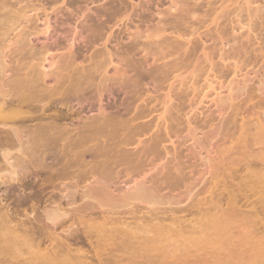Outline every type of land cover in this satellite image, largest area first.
Returning a JSON list of instances; mask_svg holds the SVG:
<instances>
[{
	"label": "bare ground",
	"instance_id": "6f19581e",
	"mask_svg": "<svg viewBox=\"0 0 264 264\" xmlns=\"http://www.w3.org/2000/svg\"><path fill=\"white\" fill-rule=\"evenodd\" d=\"M74 1L0 0V167H4L0 185L10 186L9 204L0 208V212L10 210L0 213V264L16 261L14 255L22 248L28 254L24 264H136L138 259L145 263L152 259V251L163 257L165 248L176 245V238L184 233L221 237L235 223L245 230L264 227V73L251 86L247 78L236 82L245 69L237 64L248 52L255 53V46L264 44V0H259L262 5L242 0L239 13L246 11L245 18L235 15L224 39L226 31L217 23L216 13L225 0L218 6L216 0H170L167 8L156 10L159 20L155 23L164 21L163 28L155 29L158 34L142 40L136 25L132 33L123 26L130 42L124 50L119 47L123 50L118 55L120 67L113 70L106 44L118 40L113 28L129 17L126 12L120 14L115 4L123 5L122 0H111L105 6L98 5L102 0H77L97 4L98 10L88 15ZM251 1L258 3L253 11ZM139 2L132 1L131 6ZM171 8L172 14L177 11L175 16L169 13ZM68 10L84 15V24L74 29L72 39L67 32L72 20L61 14ZM208 18L215 46L202 48L200 60L199 56L191 58L196 50L192 38ZM98 19L107 24L105 39L104 23L99 25ZM243 28V34L237 33ZM83 34L80 42L76 36ZM77 40L87 47L99 41L103 47L92 51L83 65L72 51ZM135 49L143 51V59L152 58V64L147 63L151 67L145 68L159 89L174 80L163 99H155L162 106L159 110L145 95L141 76L132 78L144 64L141 59L135 63L130 59ZM214 56L220 64L213 62ZM109 68L113 73L109 74ZM130 69L135 72L128 74L131 77L126 74ZM107 84L133 95L104 109L100 102ZM92 87L95 94L87 97ZM209 97V106L221 112L213 135L206 131L209 145L219 143L217 159L208 158L209 187L198 189L208 197L194 201L198 196L196 191L191 197L195 186L184 184L198 167L191 161L181 163L177 153L163 163L172 154L164 145L167 140L162 131H169V139V134L178 139L179 130L168 125L169 119L178 120L172 118L173 113H184L187 103L202 107ZM243 106L253 112L238 122ZM188 133L192 139L191 130ZM201 159L206 165L203 155ZM182 194L189 201L185 205ZM214 197L215 203L210 201ZM203 216L208 220L201 224L198 218ZM72 242L87 245L89 251L72 248Z\"/></svg>",
	"mask_w": 264,
	"mask_h": 264
},
{
	"label": "rangeland",
	"instance_id": "374dc122",
	"mask_svg": "<svg viewBox=\"0 0 264 264\" xmlns=\"http://www.w3.org/2000/svg\"><path fill=\"white\" fill-rule=\"evenodd\" d=\"M40 1H43V0H40ZM46 1L50 2L52 0H45V2ZM109 1H111V0H102V1H100V3L98 5H101V6L104 5L105 6L107 4V2H109ZM132 1H133V3L135 5L138 4V0H125V1L122 0L123 5H119V4H117L115 2V4L117 5V8L119 9L120 14L126 12L128 14V16L131 17V18L128 17L127 18L128 22H127V20H124L121 23H119L117 27L113 28V32H115V36L117 37V35H118V37H117L118 38V40H117L118 42L116 40H114V39H111L110 42H108L106 44L107 49H108V51L111 54V60L113 61V63L111 64V69L112 70H113L114 66L120 67V65L118 63V55L124 49H126V46L130 42L128 40V36L123 33V31H124V27L123 26L127 25V27L130 28L129 29L130 33H132L131 31H133V29H135L134 26L136 25L137 29H140V30H137V31L140 33L139 36L140 35L142 36L141 37V38H143L142 40L146 39L144 37H146V35H148V34H149L150 37L154 36V35L159 33L157 31H155V29L156 28H163L161 24L164 22V21H162V23H160L159 25L156 24L158 22V20H159V16L158 17L156 16L157 15L156 14L157 13L156 10H158V8H159V10H162V9L164 10L170 4V0H142V3L139 2V5H137L135 7H132L131 6ZM216 1H218V4H217V6H218L220 4V0H216ZM248 1H250V0H248ZM252 1H251V4H250L251 6L249 7L250 9H251V7H253L251 9V11H253L255 9V7L258 5V3H256V4L253 3L252 4ZM256 1L260 2L259 3L260 5L263 4L262 3L263 1L262 2L259 1V0H256ZM124 2H125V5H124ZM74 3H75V7H79L80 10H82L81 11L82 13H84V11H85L84 8H86L87 9V12H85L86 15L91 14L94 11L98 10L97 9V4H95V5H89V4L85 5L84 2L82 3L81 1H77V0H75ZM149 3H150V5H149ZM242 3H243L242 0H225L223 5H222V8L217 11L216 15L217 16L219 15L217 23L220 25L221 28H224L225 31H226L225 35L223 36V39L229 33L230 26H232L234 24V23H231V22L235 21V19H236L235 15H237V14L240 15V13H239L240 9L239 8H240V5H242ZM126 5H127V9H125ZM141 6H142V8H140ZM121 9H122V11H121ZM146 9H147V11H146ZM149 9H150V12H149ZM173 9L171 8L170 11H169L171 16H175L176 12H177L176 11L175 14H172V13H174ZM134 10H135V12H134ZM142 10H144L145 12L143 11L144 12L143 13ZM222 11H224V12H222ZM74 12H75L76 15H74ZM244 12H246V11H244ZM244 12L242 13V15H240L241 17L245 14ZM169 13L166 12V14H169ZM61 14H63V15L66 14L72 20V22L69 24V26H71V25L72 26L71 27H67L68 37L70 39H72L74 37L72 35L74 33V29L76 28L77 30L76 29L75 30L78 31L80 29V26L84 24V15L82 17L78 16V14L76 13L75 10H72V13H71L70 10L63 11ZM243 17L245 18V15ZM145 18L147 20L148 19L149 20L145 21ZM51 19H52L51 20V26H54V20H53L54 17L52 16ZM219 19H220V21H219ZM193 20L195 21V19H193ZM206 20L208 21L209 18L206 19ZM103 21H105V19H98L97 23L99 25H102L104 23L102 26L105 27V31H104V33L102 35V38L105 39L106 35H107V32H108V29H107V24L105 22H103ZM131 21H132V23H131ZM100 22H102V24ZM146 22H147V24H146ZM138 26H139V28H138ZM199 26H201V24ZM122 27H123V29H122ZM69 28L72 29V31L69 30ZM131 28H132V30H131ZM208 30H210V32L213 31V25L210 24V21H208L204 25H202V28H200L199 32H197V34L194 35V37L192 38V41H193L192 42V44H193L192 46L196 45L195 46L196 50L194 51V54L195 53H197V54H195V55L193 54L192 55L193 57L191 56V58L197 59L198 56H199V60H200L202 58V52H201L202 48L210 49L212 46H215V43H214V41H215L214 32L213 33L211 32L210 34H207V36H206V32ZM134 31H136V30H134ZM168 31L170 32V30H167L166 34L169 33ZM243 31L245 32V28L238 30L237 33L243 34L244 33ZM201 32H203V33H201ZM181 33H183L184 35L187 34L183 30L181 31ZM198 33H199L200 38L198 36ZM132 36H133V34H132ZM236 36H237V34L235 35V37ZM81 37H83V39H84V34L82 36H78V37L76 36L77 39H80V42H81V40H83ZM69 38H68V40H70ZM197 39H198V41H197ZM41 41H43V38L41 39ZM77 42H79V40L75 41V43L73 44L72 51H73V54L77 58V62L78 63L82 62L81 64H83V65H84V63L86 64V61H87V59H88V57H89V55L91 54L92 51H94V50L101 51L102 47H103L100 44L101 42H99V41L95 42L94 40L91 43V44H93V42H94L93 46H89L88 45V47H87L86 42H84V41H83L84 44L83 43L81 44L79 42L80 45ZM116 42L118 43V45L116 44ZM180 42H182V40ZM119 47L120 48L123 47V50H121L122 48L120 49ZM223 47H224L223 50H225V51H227L229 49V46L227 44H225ZM254 49L256 50L255 53H251V52L249 53L248 52L246 54V56H244V58H242L240 60L239 64H237L238 66H240L242 68L244 67L245 69L241 70L242 71L241 73L240 72L238 73V75H240V77L236 79V82H238L239 80L248 81L247 79H249L248 83H250V86H251L253 83H255V81H257V79H262L261 75L264 73V44H261L260 46H255ZM135 50H132L129 53L130 59L132 61L134 60L133 61L134 63L135 62H139V60L141 59L143 61V63L145 64V66H143L144 64H142L140 62L141 63L140 64V70L138 71V73L140 72L141 74L139 73V74L135 75V72L131 71L132 69L128 70L129 72L127 71L126 74L129 77H131V75H128L130 73L132 74V76L135 75L132 78H135L138 75L141 76V78H142V88H143L144 92L146 91L145 95L149 96L151 98L150 100L153 101L152 105H154L156 107L155 110H159L160 108H162V106L156 104L154 101H155V99L157 100V98H159L158 101H161L163 99V97L167 93L169 85L174 80H170L168 82H165L161 86V89H159L160 87H158V85L156 83H154L152 81V79L151 80L149 79L150 78V76L148 75L149 70H147L148 68L147 69L145 68L146 66L149 67V68L151 67L148 64H150V65L152 64V58L151 57H147L148 60L147 59H143L142 58V56H143L142 54H144L143 51L141 50L142 51L141 52L139 49H135ZM135 53H137V55ZM133 55H134V57H133ZM216 57H217V55H216ZM216 57L214 56V59H213L214 61L213 62L218 63V60H217ZM250 57H252V58H250ZM84 58H85V60H84ZM136 58H137V60H136ZM227 63L228 62H226L225 64H227ZM218 64H220V63H218ZM231 64L232 63H228V65H231ZM144 68L146 69L145 71H144ZM242 68H240V69H242ZM108 70H109V74L113 73V71L110 70V68ZM230 70L231 69H229V71ZM249 70H252V71H249ZM246 72H250V73H246ZM255 74H256V76H255ZM259 74H261V75H259ZM143 75L145 77H143ZM200 75H202V74L200 73ZM145 79H147V80H145ZM250 79L253 80V81H251ZM198 80L201 81L202 79L200 78ZM251 82H253V83L251 84ZM143 84H145V86ZM239 84H241V83H239ZM199 85H202V81L199 83ZM233 85H236V84L234 83ZM248 86H249V84H248ZM262 88L264 89V86ZM94 91H95V89L93 87L90 88L89 91L86 93V95L88 94L87 97L94 96V94H95ZM112 91H113V94H112ZM201 93L202 92H199L198 96ZM223 93L225 94V90H223L222 95H223ZM132 95H133V93L127 94V90H125V88H123V87H120L118 85L113 86L111 84H107L106 88L103 91V96H102L103 99L101 98L100 105L102 107L104 106V109H106L109 104H112V103H115V102L119 103V102H122L124 100H128L127 98L130 99L132 97ZM243 98H244V96H243ZM109 99L111 101L110 103L107 102V101H109ZM134 99H136V98H134ZM210 99H212V98L209 97L208 100L204 101L205 105H203L202 107H196L194 105V103H192V106L189 107V106H187V104H188L187 103L185 108H184V113L183 112H179L178 114H174L173 113L172 118H178V120L177 121H172L171 119H169L168 125H170L172 128L174 127L176 129V131L177 130H179V131L181 130V132L177 131V133H176L177 135L175 134V136H179L178 139L175 140V137H173L171 134H169L171 136V139H169V136L166 135V134L169 133V131L168 130L167 131H162V134H164V136H166V140H167V142H165L167 145L165 143H164V145L167 148H169V151L171 152L170 155L172 154L169 157L166 156L164 158L163 163L166 160H170L171 157H173V154L176 155V153H177V156L179 155L178 157L180 158V162L183 161L181 163H184V164L188 165V164H190V161H191V164L194 163L195 167L196 166L198 167V168L195 169L196 173L194 172L190 176H188V182H186L184 184V185H188V186L191 185L192 187L195 186V190H194L193 194H191V197L193 198L194 193L196 191L198 193V196L195 198L194 201L200 200V199H202L204 197L205 198L208 197L207 194L202 195L200 192H201V190L206 189V188L209 187L210 176H209L208 160L209 159H211V160H216L217 159L216 151H217V145L219 143L214 141L216 139H213V141L216 142V143L211 141V144L209 145V143H210L209 140L210 139H208V137L210 136V134L213 135L214 130L216 128V126L214 124H217V122L220 120L219 118H221V112H219V110H217L215 106H213V105L209 106L210 103L208 101ZM241 100L237 99V102H239ZM103 101H104V104H103ZM176 103L177 102H174V101L172 102L173 105H175ZM168 106H170V104H168ZM247 106L249 108H251L250 104H248ZM247 106L246 107L243 106V108H242V109H244L243 112H242V110L239 112L240 115H239V117H237V121L239 120L238 122H240V119H242V118H244L242 120H245V118L248 117L249 114H252V112H253L252 109H250L249 113H248V111L246 112V110H249ZM120 113H123L122 108L120 110ZM241 113H243V114H241ZM183 114H185L186 116H184ZM154 115H156V114H153V116ZM201 118H202V122H201ZM196 121H198V122H196ZM177 123L179 124L178 126L176 125ZM210 125H211V127H210ZM184 127H185V129L183 130ZM196 127L197 128L199 127V129H197ZM188 128H189V130H191V133H193V135H194V137L192 136L193 137L192 139H190V136H189V133H188L189 132ZM206 131H207V133H210L211 131H213V133L211 132L210 134H207ZM200 132H202V133H200ZM205 134H207V135H205ZM197 135H198V137H197ZM206 136H207V138H206ZM198 142H201V146L200 147L198 146ZM174 143H175V145H174ZM186 145H187V147H185ZM175 146H176V148H175ZM181 147H183L182 150L179 149ZM202 147H203V149H202ZM170 148H171V150H170ZM184 148H186V149H184ZM177 150H179V151H177ZM195 151L196 152L198 151L199 153H197V155H195V153H196ZM178 152H182L184 154V157L185 156L186 157L189 156V157H187V158L185 157L184 158L183 154L182 153H178ZM200 155H201V157H200ZM202 155H203V160H204V157L206 159L204 161L206 165H204L202 163V159H201ZM193 156H194V158H193ZM191 157H192V159H191ZM181 159H184V160H181ZM186 159H187V162H186ZM188 159H189V161H188ZM196 163H197V165H196ZM203 165H204V167L206 166V170L203 167ZM2 168H4V167H2ZM2 168L0 167V171L3 170ZM1 174L3 175L4 172L2 171ZM203 175H205V176H203ZM192 177H193V179H192ZM195 177H197V178H195ZM203 177L205 179L204 183H203ZM194 178H195V180H194ZM123 184L124 185L121 184V187H122V189L125 190V187L127 186V184H125L124 182H123ZM12 185L14 186V184H12ZM123 186H125V187L123 188ZM9 187H10L9 185H0V208H5L9 204V202L6 201V193H8L10 191ZM198 189L199 190L201 189L200 192L198 191ZM3 191L5 192L4 195L2 194V193H4ZM183 195L184 194H182L180 196L181 199L184 197ZM182 200L184 201V199H182ZM216 200H217V198L214 197L210 201L215 203ZM187 202H189V201L188 200L184 201L183 205H185V203H187ZM204 207L206 208L208 206L205 205ZM242 210L243 211H247V210H244V209H242ZM7 211L8 210H6V211L3 210L0 213L7 212ZM7 213H10V210ZM214 213L215 212H212L211 216L215 215ZM207 220H208V218L205 217V216H203L202 218H198V221L201 224H203ZM244 228H245V226H240L239 224L235 223L227 231V234L226 235H222L221 237H210V236L202 235L200 233L199 234L197 233V234H194V235H191V234H188V233H184V235H182V238H179V237L176 238L177 239L176 240V245L174 244L175 247H174L173 244H172L173 246L170 244L168 249L165 248L166 249L165 252L167 254L165 253L163 257L160 258L156 251H152V252H150L151 253L150 255L152 256V259H148V261L147 262L145 261V263H144V261H141L140 259H138L136 264H264V229H263L264 227L258 226V227L250 228V229H246V230ZM257 228H258V230H257ZM196 229L202 230L203 227L196 226ZM196 231H198V230H196ZM58 233H59V237L63 238L62 233H60V230H58ZM216 242H218V243H216ZM136 244H137V242L135 241L133 247L137 246ZM72 248H75V249L80 248L83 251H89V247L87 245L75 244L73 242H72ZM162 248H164V247H162ZM6 256L8 257L9 253L8 254L6 253ZM14 257L16 258V261L13 260V261L7 262L5 264H24V260L28 257V254L22 248L18 254L16 252V255H14ZM119 264H127V262L123 261V262H121Z\"/></svg>",
	"mask_w": 264,
	"mask_h": 264
}]
</instances>
